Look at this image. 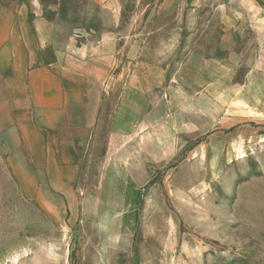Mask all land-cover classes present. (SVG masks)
I'll use <instances>...</instances> for the list:
<instances>
[{
	"label": "rangeland",
	"instance_id": "374dc122",
	"mask_svg": "<svg viewBox=\"0 0 264 264\" xmlns=\"http://www.w3.org/2000/svg\"><path fill=\"white\" fill-rule=\"evenodd\" d=\"M21 2L115 62L68 189L0 140V264H264V0Z\"/></svg>",
	"mask_w": 264,
	"mask_h": 264
},
{
	"label": "crops",
	"instance_id": "0c3cea01",
	"mask_svg": "<svg viewBox=\"0 0 264 264\" xmlns=\"http://www.w3.org/2000/svg\"><path fill=\"white\" fill-rule=\"evenodd\" d=\"M114 62V49L103 41L61 37L36 9L0 0V140L9 145L8 157L28 160L21 172L43 175L55 191L70 187ZM32 182L30 188H42Z\"/></svg>",
	"mask_w": 264,
	"mask_h": 264
}]
</instances>
